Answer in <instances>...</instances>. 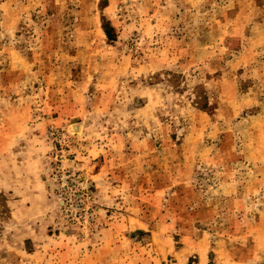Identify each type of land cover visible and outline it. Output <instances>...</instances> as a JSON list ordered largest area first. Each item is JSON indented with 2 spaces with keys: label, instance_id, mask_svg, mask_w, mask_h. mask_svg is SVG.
<instances>
[{
  "label": "rangeland",
  "instance_id": "obj_1",
  "mask_svg": "<svg viewBox=\"0 0 264 264\" xmlns=\"http://www.w3.org/2000/svg\"><path fill=\"white\" fill-rule=\"evenodd\" d=\"M0 193V264H264V0H0Z\"/></svg>",
  "mask_w": 264,
  "mask_h": 264
},
{
  "label": "trees",
  "instance_id": "obj_2",
  "mask_svg": "<svg viewBox=\"0 0 264 264\" xmlns=\"http://www.w3.org/2000/svg\"><path fill=\"white\" fill-rule=\"evenodd\" d=\"M103 30L105 32V34L107 35V37L110 39L111 38V29L108 28L107 26L103 25ZM5 198L2 196V194L0 193V217H7L8 216V206L5 202Z\"/></svg>",
  "mask_w": 264,
  "mask_h": 264
},
{
  "label": "built area",
  "instance_id": "obj_3",
  "mask_svg": "<svg viewBox=\"0 0 264 264\" xmlns=\"http://www.w3.org/2000/svg\"><path fill=\"white\" fill-rule=\"evenodd\" d=\"M48 134L51 137L52 142L67 143L66 140L68 139V137L62 130L58 128H50Z\"/></svg>",
  "mask_w": 264,
  "mask_h": 264
},
{
  "label": "crops",
  "instance_id": "obj_4",
  "mask_svg": "<svg viewBox=\"0 0 264 264\" xmlns=\"http://www.w3.org/2000/svg\"><path fill=\"white\" fill-rule=\"evenodd\" d=\"M54 123H60V121L57 120V118H52ZM59 125V124H56ZM98 174V170L97 171H92L91 177H93L94 175L96 176Z\"/></svg>",
  "mask_w": 264,
  "mask_h": 264
},
{
  "label": "bare ground",
  "instance_id": "obj_5",
  "mask_svg": "<svg viewBox=\"0 0 264 264\" xmlns=\"http://www.w3.org/2000/svg\"><path fill=\"white\" fill-rule=\"evenodd\" d=\"M77 127V125H75Z\"/></svg>",
  "mask_w": 264,
  "mask_h": 264
}]
</instances>
